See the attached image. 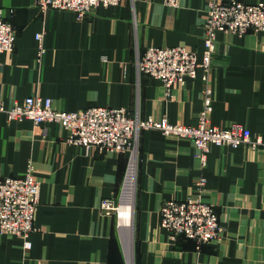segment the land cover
Returning a JSON list of instances; mask_svg holds the SVG:
<instances>
[{"label": "crops", "instance_id": "obj_1", "mask_svg": "<svg viewBox=\"0 0 264 264\" xmlns=\"http://www.w3.org/2000/svg\"><path fill=\"white\" fill-rule=\"evenodd\" d=\"M0 8L15 29L13 49L0 51V100L8 107L39 95L63 111L124 107L141 119L195 125L209 87L212 125L238 122L264 137V31L217 30L206 81L198 68L167 89L137 71L149 46H183L201 59L205 0L177 7L121 0L82 19L68 9L43 12L35 0H0ZM36 33L44 47L39 59ZM68 134L56 122L8 121L0 113V175L19 176L31 163L40 183L30 247L0 233V264H264V145H210L202 164L190 139L158 129L140 130L132 152L86 149ZM132 161L128 228L100 203H125ZM189 197L213 206L220 238L172 239L162 227L161 203Z\"/></svg>", "mask_w": 264, "mask_h": 264}, {"label": "built area", "instance_id": "obj_2", "mask_svg": "<svg viewBox=\"0 0 264 264\" xmlns=\"http://www.w3.org/2000/svg\"><path fill=\"white\" fill-rule=\"evenodd\" d=\"M41 11L68 9L82 19L98 5H117L121 0H35ZM180 0H163V3L177 7ZM206 20L204 22L203 51L197 59L193 51L183 46H149L136 59L138 73H145L159 79L169 89L175 84H183L186 77L196 75L202 69V79L207 80L211 59L216 47L215 33L223 30L242 35L249 30L264 31V2L254 3L242 0H205ZM38 59L44 51L42 33H36ZM15 29L6 20L0 8V51H10L14 47ZM212 107V92L205 87L203 108L195 125L174 124L166 118L141 119L137 114L129 115L127 109L92 106L75 111L53 108L50 97L29 95L12 106L0 100V113L6 120L30 119L35 124L49 121L60 124L68 131L67 141L86 149L132 152L140 130L158 129L163 134L188 138L198 149V157L205 163L210 145L246 144L250 148L264 145V137L252 135L241 123L233 122L220 128L209 122ZM34 168L28 163L19 176L0 175V233L19 236L24 247H30L29 234L36 229L34 213L38 205L40 183L34 177ZM203 179L199 184L203 185ZM100 207L104 213L117 211L114 200L105 198ZM160 221L172 239L184 236L199 243L220 238L223 227L218 222L212 205L199 198L163 201L159 209Z\"/></svg>", "mask_w": 264, "mask_h": 264}, {"label": "bare ground", "instance_id": "obj_3", "mask_svg": "<svg viewBox=\"0 0 264 264\" xmlns=\"http://www.w3.org/2000/svg\"><path fill=\"white\" fill-rule=\"evenodd\" d=\"M134 171H135V165L134 162L132 161L126 187L122 195L124 200H126V203L120 204L118 211V217H119L118 223L120 227L124 226L131 228V207H132L131 199H132L133 187H134Z\"/></svg>", "mask_w": 264, "mask_h": 264}, {"label": "rangeland", "instance_id": "obj_4", "mask_svg": "<svg viewBox=\"0 0 264 264\" xmlns=\"http://www.w3.org/2000/svg\"><path fill=\"white\" fill-rule=\"evenodd\" d=\"M123 200H124V198H123ZM124 202L126 203V200H124ZM114 203H115V207L117 208V211H112V212H114V213H117L118 214V211H119V207H120V204L118 205L115 201H114Z\"/></svg>", "mask_w": 264, "mask_h": 264}]
</instances>
